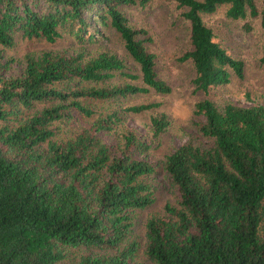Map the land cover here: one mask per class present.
Instances as JSON below:
<instances>
[{
	"label": "trees",
	"instance_id": "obj_1",
	"mask_svg": "<svg viewBox=\"0 0 264 264\" xmlns=\"http://www.w3.org/2000/svg\"><path fill=\"white\" fill-rule=\"evenodd\" d=\"M148 1L0 0V264H264V103L222 109L208 99L195 103L196 126L210 144L187 141L165 156L176 199L146 220L142 241L134 213L155 200L150 145L123 123L120 110L59 136L74 111L95 113L86 101L170 91L146 48L147 31L124 13ZM256 3L178 0L190 24L191 49L182 59L193 64L196 90L207 93L231 75L244 76L243 62L214 40L202 14L225 4L232 19L255 16ZM108 28L139 66L142 86L105 51L28 54L21 74L6 75L12 61L2 48L16 33L47 42L69 34L86 45ZM116 73L130 82L104 86ZM150 123L158 135L169 121L160 115Z\"/></svg>",
	"mask_w": 264,
	"mask_h": 264
},
{
	"label": "rangeland",
	"instance_id": "obj_2",
	"mask_svg": "<svg viewBox=\"0 0 264 264\" xmlns=\"http://www.w3.org/2000/svg\"><path fill=\"white\" fill-rule=\"evenodd\" d=\"M256 4L258 13L255 16L247 12L244 18L232 19L226 14L228 5L225 4L217 6L212 13L202 14L204 23L213 32L214 40L244 65L242 79L231 75L229 83L212 86L207 93L195 89L192 82L195 76L193 64L189 59H182L191 49L190 24L184 16L186 8L181 7L178 0H149L145 5L135 4L125 8L124 13L130 25L147 31L151 40L145 43L146 48L155 56L158 78L170 87V91L160 93L149 89L145 93L112 101H86L95 110L91 117L74 111L71 120L59 127V136L65 137L70 134V128L87 126L99 116L120 110L123 123L150 145L147 159L156 169L150 177L155 200L150 206L134 213L135 235L141 241L146 220L161 214L164 205L174 203L176 199V189L162 168L165 156L187 141L205 146L210 144L196 126L201 118L194 115L195 103L208 99L219 109L227 103L242 106L264 103V23L261 14L264 3L257 0ZM100 30L101 35L96 41L86 45L78 44L69 34H63L55 42H47L43 38H26L16 33L13 44L2 48L4 58L12 61L6 75L21 74L28 54L38 55L48 51H64L69 54L74 50H84L86 56L90 57L105 51L122 59L127 69L139 76L133 83L142 86L139 66L126 53L119 33L112 28ZM126 82L130 81L116 73L104 86ZM148 103H156L157 106L139 113L123 111L131 105ZM160 115H164L169 124L162 133L154 135L150 119ZM102 136L108 143L113 142L112 134L104 133ZM139 257L142 258V255Z\"/></svg>",
	"mask_w": 264,
	"mask_h": 264
}]
</instances>
